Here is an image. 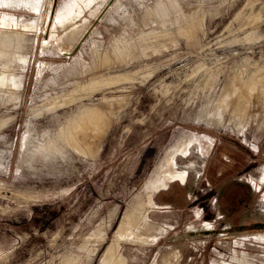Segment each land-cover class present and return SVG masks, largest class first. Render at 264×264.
<instances>
[{
  "label": "rangeland",
  "instance_id": "obj_1",
  "mask_svg": "<svg viewBox=\"0 0 264 264\" xmlns=\"http://www.w3.org/2000/svg\"><path fill=\"white\" fill-rule=\"evenodd\" d=\"M8 1L0 264H264V97L234 112L264 85V0ZM96 106L83 153L63 133ZM182 142L195 170L160 185Z\"/></svg>",
  "mask_w": 264,
  "mask_h": 264
},
{
  "label": "bare ground",
  "instance_id": "obj_2",
  "mask_svg": "<svg viewBox=\"0 0 264 264\" xmlns=\"http://www.w3.org/2000/svg\"><path fill=\"white\" fill-rule=\"evenodd\" d=\"M8 2H9L8 0H3V3H0V6L1 7L7 6V4L9 5ZM18 3H20V6H27V7L30 6L29 2H26L25 0H20ZM125 17L128 18L129 15L126 14ZM58 18H59V23L61 24L64 21V15L61 14ZM12 21H13V25H12L13 27L18 26V24L14 18H12ZM35 26H36V23L31 22V23L25 25L24 28L29 29L30 27H35ZM7 27H9V16L7 14H5L0 20V31L7 30ZM17 30H19V29H17ZM9 80L10 81L14 80V77L11 76V78H9ZM5 81H6L5 75H0V84H5ZM7 81H8V79H7ZM258 95H262L264 97V85L262 84L261 79L257 80V81L250 82L247 85L243 86L237 95V101L235 104L236 108L234 110V112L236 113L235 115H237L240 118L246 116L249 112L248 111L249 107L252 105L251 104L252 100L254 99L255 96H258ZM10 99L13 100L12 97ZM263 100H264V98H263ZM108 117L109 116H107V115L105 116V112L100 107H97V106L94 108H91V109H87V108L83 109L75 118L72 119V122L70 123L69 129L67 130V132L65 134L63 133V136L65 135L66 140L71 147H73L74 149H76L78 151L85 153L91 147V145L89 147V143H88V135H89L88 132L93 131V133L94 134L96 133L97 135L99 134V132L102 133V131L105 130V128H107V126H106L107 121L106 120L108 119ZM103 133H105V132H103ZM90 135L94 136L92 133H90ZM102 137H103V135H102ZM97 141H98V143H97L96 147H98L100 140H97ZM94 144H95V141H94ZM191 145L192 144L182 142L181 144H179L177 146V148L169 151V153L166 155V157L164 159V164H163L162 169H161V172L163 174V181H161L160 185L167 184L166 182H168L169 180H172V179L174 180V178H180L182 181L186 180L185 177L187 175V172L185 170L178 169L177 162H176V155L178 153L188 154ZM94 149H95V146H94V148H92V150H94ZM88 152H89V150H88ZM138 225L139 224L135 225V229L137 231H139L141 229L140 225L139 226ZM135 229H134V231H135ZM126 234H127V231L124 232L123 236H125ZM133 236H134V233H133ZM138 239H140V238H138ZM138 239H136V240H138ZM104 264H121V260L117 257L114 250H110V252L104 258Z\"/></svg>",
  "mask_w": 264,
  "mask_h": 264
},
{
  "label": "flooded vegetation",
  "instance_id": "obj_3",
  "mask_svg": "<svg viewBox=\"0 0 264 264\" xmlns=\"http://www.w3.org/2000/svg\"><path fill=\"white\" fill-rule=\"evenodd\" d=\"M191 153V151L189 150V153L188 154H186V155H189ZM183 170H185L186 172H187V175H186V177H185V179H187V176H188V174H189V172L190 171H194L195 170V164L194 163H191L190 165H188L185 169H183ZM179 180H181L180 178H178ZM182 181V180H181ZM182 182H186V180H184V181H182ZM241 187H247V186H245V184L244 183H241V185H240ZM244 190H246V188H244ZM247 191H245L244 193H242L240 196H242L243 194H245ZM244 198H246V196H243ZM254 226H264V221L263 222H257V223H255L254 224ZM248 227V225H245V224H242L241 226H240V228L241 229H245V228H247ZM212 227H208L207 229L208 230H210Z\"/></svg>",
  "mask_w": 264,
  "mask_h": 264
},
{
  "label": "crops",
  "instance_id": "obj_4",
  "mask_svg": "<svg viewBox=\"0 0 264 264\" xmlns=\"http://www.w3.org/2000/svg\"><path fill=\"white\" fill-rule=\"evenodd\" d=\"M1 13H3V12H1ZM0 15H2V14H0ZM17 18H18V16H17ZM18 19H19V18H18ZM154 202H155V201H154ZM154 204L156 205V202H155ZM155 205H154V206H155ZM154 206H153V207H154ZM126 262H127V258H126ZM127 264H128V263H127Z\"/></svg>",
  "mask_w": 264,
  "mask_h": 264
}]
</instances>
